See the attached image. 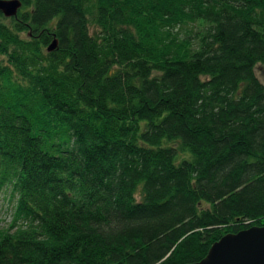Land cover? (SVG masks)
I'll use <instances>...</instances> for the list:
<instances>
[{
    "label": "trees",
    "instance_id": "1",
    "mask_svg": "<svg viewBox=\"0 0 264 264\" xmlns=\"http://www.w3.org/2000/svg\"><path fill=\"white\" fill-rule=\"evenodd\" d=\"M21 2L0 11V264H187L264 225V0Z\"/></svg>",
    "mask_w": 264,
    "mask_h": 264
},
{
    "label": "water",
    "instance_id": "2",
    "mask_svg": "<svg viewBox=\"0 0 264 264\" xmlns=\"http://www.w3.org/2000/svg\"><path fill=\"white\" fill-rule=\"evenodd\" d=\"M21 0H0V11L6 17L17 15ZM54 39L48 50H54ZM187 264H264V225L227 233L210 247L201 260Z\"/></svg>",
    "mask_w": 264,
    "mask_h": 264
},
{
    "label": "rangeland",
    "instance_id": "3",
    "mask_svg": "<svg viewBox=\"0 0 264 264\" xmlns=\"http://www.w3.org/2000/svg\"><path fill=\"white\" fill-rule=\"evenodd\" d=\"M256 73L260 80L264 82V66L262 64L257 65ZM13 203L15 204V200L14 202L11 201L8 191L0 193V226L3 228H7L12 220Z\"/></svg>",
    "mask_w": 264,
    "mask_h": 264
},
{
    "label": "bare ground",
    "instance_id": "4",
    "mask_svg": "<svg viewBox=\"0 0 264 264\" xmlns=\"http://www.w3.org/2000/svg\"><path fill=\"white\" fill-rule=\"evenodd\" d=\"M16 16V15H15Z\"/></svg>",
    "mask_w": 264,
    "mask_h": 264
}]
</instances>
